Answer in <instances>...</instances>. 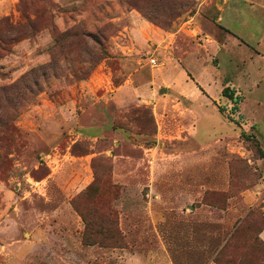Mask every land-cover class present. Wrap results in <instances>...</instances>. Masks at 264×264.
<instances>
[{"label": "rangeland", "instance_id": "374dc122", "mask_svg": "<svg viewBox=\"0 0 264 264\" xmlns=\"http://www.w3.org/2000/svg\"><path fill=\"white\" fill-rule=\"evenodd\" d=\"M216 7L0 0V264H264L261 142L191 112Z\"/></svg>", "mask_w": 264, "mask_h": 264}, {"label": "crops", "instance_id": "0c3cea01", "mask_svg": "<svg viewBox=\"0 0 264 264\" xmlns=\"http://www.w3.org/2000/svg\"><path fill=\"white\" fill-rule=\"evenodd\" d=\"M216 21L223 29L217 42L218 65L204 70L210 76L197 73L202 93L196 94L191 112L203 127L210 125L201 121L211 112L225 117L233 132L219 133L224 139L235 134L237 127L254 129L264 150V0H217ZM172 79L177 84L178 75ZM225 87L237 103L222 94ZM118 89H114V99ZM176 90L179 93L180 88ZM218 104H233L235 109L232 106L229 115H224ZM221 117L219 123L224 122ZM259 235L264 241V228Z\"/></svg>", "mask_w": 264, "mask_h": 264}, {"label": "trees", "instance_id": "16d2710c", "mask_svg": "<svg viewBox=\"0 0 264 264\" xmlns=\"http://www.w3.org/2000/svg\"><path fill=\"white\" fill-rule=\"evenodd\" d=\"M3 89H4V88H3ZM222 94H223L224 96L229 97L230 99H232V100L235 101L236 103L238 102V99H235V98L233 97V93L229 90V88H226V87L223 88V89H222ZM234 109H235V106H233L232 110H234ZM219 111L222 112V108H221V107L219 108ZM231 119H232V118H231ZM241 136H244L245 138L248 137V136H246L245 134H243V132H242ZM90 186H92V184L89 185V187H90ZM89 187H88V188H89ZM86 237H88V236L85 235V242L88 243ZM92 242H94V241H91V243H92ZM94 243H95V242H94Z\"/></svg>", "mask_w": 264, "mask_h": 264}, {"label": "built area", "instance_id": "2783aa9c", "mask_svg": "<svg viewBox=\"0 0 264 264\" xmlns=\"http://www.w3.org/2000/svg\"><path fill=\"white\" fill-rule=\"evenodd\" d=\"M149 63H150V65H152V66L157 65L156 58H155V57H150V58H149Z\"/></svg>", "mask_w": 264, "mask_h": 264}, {"label": "water", "instance_id": "95a60500", "mask_svg": "<svg viewBox=\"0 0 264 264\" xmlns=\"http://www.w3.org/2000/svg\"><path fill=\"white\" fill-rule=\"evenodd\" d=\"M163 90H166L165 88H163Z\"/></svg>", "mask_w": 264, "mask_h": 264}]
</instances>
